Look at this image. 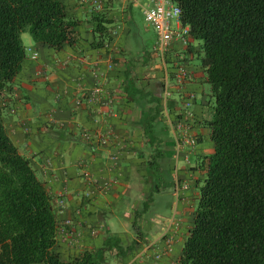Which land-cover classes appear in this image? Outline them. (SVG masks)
<instances>
[{
	"label": "crops",
	"instance_id": "obj_1",
	"mask_svg": "<svg viewBox=\"0 0 264 264\" xmlns=\"http://www.w3.org/2000/svg\"><path fill=\"white\" fill-rule=\"evenodd\" d=\"M63 1L68 16L80 22L77 43L55 51L23 34L26 58L4 112L9 137L31 159L56 205V252L69 261L117 236L123 245L135 241L138 246L106 264H176L205 180L204 157L214 152L208 126L211 86L201 64V43L177 42L161 57L153 52V27L147 24L154 30L153 40L146 41L151 45L134 33V9L143 15L150 0H102L100 13L112 21V41L100 44L88 22L96 13L89 1ZM180 67L190 73L183 83L177 80ZM96 84L105 87L106 98L91 103ZM179 122L189 124L188 134L198 144L178 153ZM147 124L152 128L146 130ZM84 131L91 140L82 136ZM108 131L109 142L102 146L98 136ZM177 181L189 184L180 201L173 195ZM166 193L173 198L171 214L152 212ZM136 213L140 238L133 230ZM164 235L173 240L171 251Z\"/></svg>",
	"mask_w": 264,
	"mask_h": 264
},
{
	"label": "trees",
	"instance_id": "obj_2",
	"mask_svg": "<svg viewBox=\"0 0 264 264\" xmlns=\"http://www.w3.org/2000/svg\"><path fill=\"white\" fill-rule=\"evenodd\" d=\"M173 1L201 43L214 144L202 163L205 180L176 264H264V0ZM88 22L98 43L112 41L105 14ZM79 26L63 0H0V264H106L138 246L108 236L100 248L61 259L54 200L5 128L7 99L26 58L23 34L61 51L77 43Z\"/></svg>",
	"mask_w": 264,
	"mask_h": 264
},
{
	"label": "built area",
	"instance_id": "obj_3",
	"mask_svg": "<svg viewBox=\"0 0 264 264\" xmlns=\"http://www.w3.org/2000/svg\"><path fill=\"white\" fill-rule=\"evenodd\" d=\"M89 3L94 7L96 13H100L103 10L102 0H88ZM136 2V0H134ZM182 10L174 3L173 0H150L149 4L143 7V16L147 24L153 27L156 31V41L153 45V52L161 57H165L166 53L170 47L179 42L183 45L188 46L191 37V28L188 25H183L181 20ZM38 54H33V59H37ZM112 67V66H111ZM190 79V73L185 68L180 67L178 69L177 80L179 83H183ZM166 85L165 96L169 97L171 95L169 87ZM106 89L102 84H96L94 89L89 96V101L91 103L106 98ZM109 105L113 102L112 98L108 96L106 101ZM82 102L79 100L76 102V106L80 107ZM177 130L181 131L183 134L182 138L177 141V152L183 147H195L198 144L196 138L191 137L188 134L189 124L186 122H179L176 125ZM110 131L107 134H102L98 136V143L102 146L109 142ZM82 136L86 140H91V135L84 131ZM89 184L95 188L96 181L88 176ZM189 190V184L177 181L173 188V195L177 201H180L185 193ZM167 251H171L173 240L170 236H163ZM161 253L157 255L160 258Z\"/></svg>",
	"mask_w": 264,
	"mask_h": 264
},
{
	"label": "rangeland",
	"instance_id": "obj_4",
	"mask_svg": "<svg viewBox=\"0 0 264 264\" xmlns=\"http://www.w3.org/2000/svg\"><path fill=\"white\" fill-rule=\"evenodd\" d=\"M139 3L140 4L147 3V0H139ZM133 22L135 25L134 33L138 34L139 41L141 39V41L143 40L144 41L143 43H145L147 40H153L154 30L152 28L148 27L146 21L143 18L142 12H140V10L138 8L134 9V21ZM146 44L151 45L150 42H146ZM210 90H211V87H210ZM172 202H173L172 196H169V194L166 193V194H164V197L159 198L155 207L152 208V212H156L158 210H163V211H165L166 214H171Z\"/></svg>",
	"mask_w": 264,
	"mask_h": 264
}]
</instances>
